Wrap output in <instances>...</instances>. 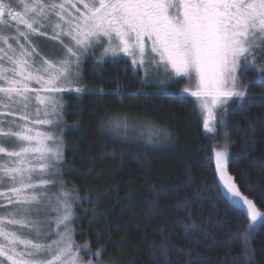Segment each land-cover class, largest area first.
Wrapping results in <instances>:
<instances>
[{
  "label": "trees",
  "instance_id": "obj_1",
  "mask_svg": "<svg viewBox=\"0 0 264 264\" xmlns=\"http://www.w3.org/2000/svg\"><path fill=\"white\" fill-rule=\"evenodd\" d=\"M93 61L80 59L85 91L69 94L62 112L60 181L83 206L75 244L102 252V264H264V222L245 239L251 221L221 195L213 158L233 141L227 172L264 213V100L228 110L227 126L208 135L191 99L142 84L124 62ZM254 77L240 74L242 88ZM247 92L264 95V85ZM115 120L166 142L118 140Z\"/></svg>",
  "mask_w": 264,
  "mask_h": 264
},
{
  "label": "snow or ice",
  "instance_id": "obj_2",
  "mask_svg": "<svg viewBox=\"0 0 264 264\" xmlns=\"http://www.w3.org/2000/svg\"><path fill=\"white\" fill-rule=\"evenodd\" d=\"M78 4L83 5V10ZM17 6L23 8V13L15 10ZM5 13L33 33L39 32V28L51 27L52 38L59 39L62 45L60 57L54 62L38 59L35 47L29 49L19 41V36L27 40V33L17 28V36L9 34ZM61 37H67L68 43ZM10 40H15L17 47ZM146 40L150 46H146ZM105 43V54L122 53L133 64L147 62L155 65L157 71L163 69L165 75L191 77L194 73L196 90L191 95L201 101L200 107L208 117L214 108L230 100L240 101L232 105L233 111H242L250 100H264L262 94L247 92V87L253 84L264 85V69L248 59L256 49L264 50V0H18V3L0 0V116L14 117L8 122L7 130L0 127V137H15L21 142L18 150L8 151L0 146V154L9 158L0 164V185L10 184L12 196L8 204L13 205L9 212L0 215V258L10 264H81V249L74 244L66 223L71 218L66 199L57 197V202L64 204V212L56 219L57 228L64 225L65 231L57 232L56 239H48L44 233L48 242H39L48 220L31 219L36 210L30 206L40 203L42 197L47 198L45 192L38 193L36 189L52 183L45 177L51 175L50 170L61 159V152L54 134L36 131L27 125L29 122L51 125L58 119L60 101L55 94L78 79L79 72L73 71V66L78 69L80 54ZM5 60L9 66H5ZM248 71L254 72L255 77L242 88L238 75ZM31 82L40 87L32 88ZM42 92L49 95H41ZM187 92L186 88L184 93ZM33 93L35 100L45 106V117L52 119L30 121L28 109ZM39 111L36 110L37 116ZM17 115L24 123H17ZM220 123L227 126L226 119ZM204 126L213 131L208 118ZM232 143L226 139L223 149L214 153L220 181L218 189H223L221 195L234 210L242 211L250 219L247 240L257 223L264 222V213L253 200L242 195L235 178L227 172L232 159L228 147ZM37 170L41 176L34 182ZM63 195L66 197L67 193ZM7 225L28 228L35 234L34 238H21L15 231L7 230ZM19 245L23 248L18 251Z\"/></svg>",
  "mask_w": 264,
  "mask_h": 264
},
{
  "label": "rangeland",
  "instance_id": "obj_3",
  "mask_svg": "<svg viewBox=\"0 0 264 264\" xmlns=\"http://www.w3.org/2000/svg\"><path fill=\"white\" fill-rule=\"evenodd\" d=\"M57 2H59V0H57ZM17 3H18V0H17ZM78 7H80L83 10L82 4H78ZM15 10L23 13L22 7L17 6ZM53 19L55 20L56 18L53 17ZM45 24H47V22H45ZM34 27H38V26L34 25ZM17 28H19L20 32L27 33V40H25L24 36H19L20 43L24 44L25 47L29 49H31L32 47H35L36 51L39 53L38 59L44 58V59H48L54 62L60 57L61 51H62V45L59 39L52 38L53 31L51 27L45 26L43 28H39V32L33 33L29 31L24 24H18L17 21L13 19L11 23L6 25V29L9 30V34L12 36L18 35V33L16 32ZM40 33H44V34L41 35ZM60 39H63L65 43H68L67 37H61ZM9 43H11L14 48L17 47L15 40H10ZM146 46H150V42H148L147 40H146ZM106 47H107L106 43L103 46L94 45L93 47H90L89 49H87V51L82 52L80 54V59L82 60L85 57L90 56L92 60L98 61V62H104V61H107L110 63L124 62L126 66H128L131 70L135 72L138 71L140 73L142 84L152 86L162 91L171 89L172 91L176 92L179 96L187 97L191 99L193 103L195 104L196 113L200 119L202 129L204 133L208 135L214 134L215 125L222 121L223 117L225 116V113L228 110H233L232 105L240 103L239 100H230L228 101L227 104L220 105L214 108L212 111L211 117H208V113L204 112L200 107L201 101L191 95V92L196 90L195 88L196 79H195L194 73L191 75V77L189 76L178 77L175 74H171V73L168 75H165L163 69H160L159 71H157L155 65H150L147 62L145 63V65H140L138 63L133 64L131 58L123 55L122 53H117L115 55H113L112 53L105 54ZM149 54L155 55L151 53ZM156 59H159V57H156ZM248 59L254 60L258 68L264 69V50L259 49V48L256 49L251 55L248 56ZM5 66H9L6 60H5ZM73 71L79 72L80 69L79 67L77 69L74 65ZM9 75H11V73H9ZM238 80L241 85L240 74L238 75ZM30 86L32 88L40 87V85L36 84L35 82H31ZM83 87L84 85L82 83V78L79 72V77L75 82H73L70 85H66L65 90L63 92L55 94L57 99L60 101V105L58 106V113H59L58 119H56L55 122L51 125H46V124L39 125V124H33L31 122H29L27 125L28 127L33 128L36 131L50 132L54 134V136L57 138L56 143L59 145V149L61 152V159L55 162L54 167L50 170L51 175H47L45 177L51 180L52 183L44 187H38L36 189L38 193L45 192L47 198L42 197L40 200V203L33 204L30 206L36 210L31 214V219L44 220L45 218H47L48 220V225L42 229V235H41L39 242L47 243L48 239L57 238V232L65 231L64 225H60L59 228H57V224H56V219L62 216L64 212V204L58 203L57 197H60L61 199H66L68 201V204L70 205L71 218L66 223H67L68 229L71 230L72 232V240H73V234H74L73 224H74V221L76 220V210L83 208V206L79 203V201L74 197V193L72 191L66 188H62V184L60 181V178H61L60 165L62 161V150H63V142H64V141L62 142V126H61L62 118H63L62 112L67 105V100H66L67 96L69 94H77V92H75L74 89L75 88L83 89ZM186 88L188 89V92L184 93V90ZM31 95L33 96V99L28 109V111L31 113L30 121L35 120V119H41V120L46 119V118L52 119L51 116L45 117L44 115L45 106L40 105L35 100L34 93ZM41 95H49V94L42 92ZM37 109L40 110L39 116L36 115ZM4 111L6 112L7 110H4ZM206 118L209 119V127L212 128L213 131H208L205 129L204 121ZM13 119L14 117L12 115L0 116V121H2V123H0V127L7 130L9 127L8 122L12 121ZM15 119L17 123H24L23 121L19 120L18 115L15 117ZM115 121H112L113 122L112 129L114 131L116 130L114 132V137L118 140L133 141L136 143L150 145V146L151 145L156 146L160 143L162 144L163 143L162 140L165 141V138L160 137L161 134L156 133L155 131L153 132V130L148 129L145 126H137L136 124L134 125L133 123L119 124L118 121H116L117 122V125H116ZM12 128H13V131L17 130L14 125L12 126ZM20 143L21 142L16 140L15 137H0V146H3L8 151L18 150ZM23 143L25 145L27 144V142H23ZM47 143L51 145L52 141H48ZM213 158L215 162V157L213 156ZM8 159L9 158L6 155L0 154V164H3ZM33 163H36V161L34 160ZM215 172H216V169H215ZM40 176H41V173L39 172V170H37V172L34 173V176H33L34 182H38ZM216 177H217L218 183H220L219 174L217 172H216ZM9 188H10V184L8 183L0 185V193H3V195H0V215L6 214L13 208V205L8 204V199L9 197L12 196V193L9 191ZM64 193H67L66 197L63 195ZM49 198H50L51 203H49ZM6 227H7V230L9 231H15L18 235L21 236V238H28V239L34 238L35 234L31 232L28 228H21L19 225H14V226L7 225ZM44 233L48 234V239H45L43 235ZM75 245L79 246V249H81L79 251V258L81 260V264H89V262H91V264H102L98 261V256L94 255L95 253L91 252L85 244H81V245L75 244ZM22 248L23 246L19 245L17 250L19 251ZM0 264H10V262H7L5 258H0Z\"/></svg>",
  "mask_w": 264,
  "mask_h": 264
},
{
  "label": "flooded vegetation",
  "instance_id": "obj_4",
  "mask_svg": "<svg viewBox=\"0 0 264 264\" xmlns=\"http://www.w3.org/2000/svg\"><path fill=\"white\" fill-rule=\"evenodd\" d=\"M5 2H8V0H5ZM4 20L7 22V24H9V23H11V21H12V18H11V17H9V16H7V13H5ZM7 24H6V25H7Z\"/></svg>",
  "mask_w": 264,
  "mask_h": 264
}]
</instances>
